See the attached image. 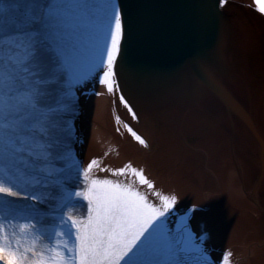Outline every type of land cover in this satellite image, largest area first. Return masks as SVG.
<instances>
[{
	"label": "water",
	"instance_id": "1",
	"mask_svg": "<svg viewBox=\"0 0 264 264\" xmlns=\"http://www.w3.org/2000/svg\"><path fill=\"white\" fill-rule=\"evenodd\" d=\"M122 39L114 70L131 104L119 115L148 142L139 146L127 128L96 151L91 174L116 176L142 188L162 208L176 197L170 178H187L205 209L212 200L238 233L243 253L264 264V14L234 0H119ZM234 153L259 213L240 208L218 177L220 152ZM93 161L96 163L93 164ZM131 169L142 170L152 188ZM175 204V203H174ZM168 210L172 211L173 205Z\"/></svg>",
	"mask_w": 264,
	"mask_h": 264
},
{
	"label": "snow or ice",
	"instance_id": "2",
	"mask_svg": "<svg viewBox=\"0 0 264 264\" xmlns=\"http://www.w3.org/2000/svg\"><path fill=\"white\" fill-rule=\"evenodd\" d=\"M79 2L87 4L88 0ZM255 3L258 11L264 14V0H255ZM13 10L15 14L9 15ZM90 12L87 7L65 11L56 5V0H39L37 8L23 9L19 5L6 4L4 0L0 3V155L27 152L33 162L21 157L22 163L25 168L34 169V174L28 176L16 168L18 182L17 179L8 180L7 168L0 167V176L11 185L47 183V178L58 171L39 163L49 162L52 153L48 149L59 144L53 136L56 122L52 117L62 110V105L57 99V107L47 106L53 99L47 86L57 83L65 72L71 71L66 55L68 34L74 31L78 18ZM104 20L105 35L111 43L107 48L108 70L101 83L108 84V90L112 91L109 81L122 39V16L115 0H105ZM41 136L45 138L43 142ZM135 138L144 144L139 136ZM56 158L66 160L64 155ZM91 168L92 164L89 171ZM127 171L128 166L112 174L124 176ZM131 172L139 177L140 183L153 187L142 170L131 169ZM92 185L89 191L96 190L89 199L88 218L79 226L76 221H72L71 226L65 225L64 235L70 239L62 245L41 252L34 246L23 248L14 244L0 224V253H8L7 264H136L133 258L138 255L152 257L148 264H184L181 258L190 250L187 242L168 234L161 220L175 203V197L169 200L160 196L164 202L162 211L133 190L131 184L125 186L123 182L105 179L93 180ZM0 194L19 195L3 182H0ZM75 195L83 194L77 192ZM73 226L75 233L71 231ZM31 227L36 228V224ZM20 232H24V225L20 226ZM73 235L74 240L71 239ZM60 248L67 249L68 254Z\"/></svg>",
	"mask_w": 264,
	"mask_h": 264
},
{
	"label": "bare ground",
	"instance_id": "3",
	"mask_svg": "<svg viewBox=\"0 0 264 264\" xmlns=\"http://www.w3.org/2000/svg\"><path fill=\"white\" fill-rule=\"evenodd\" d=\"M226 1L224 0L221 4L219 0V6L222 7ZM234 1L258 9L255 0ZM61 2L62 0H56V5L58 6ZM0 3H3V0H0ZM4 3L19 5L21 9L24 7L37 8L39 0H4ZM115 4L121 12L119 0H115ZM87 5L91 12L78 18L74 31L68 34L66 41L68 44L66 55L71 64V71L65 72L57 83L47 86L53 93V99L47 106L57 107V99L62 105V110L52 117L56 122L53 136L59 144L55 148L48 149L52 153L49 162L39 163L41 166L47 164L48 167L58 171L54 176L47 178V183L32 185L20 182V187H16L9 184L8 180H18L16 168H20L28 176L34 174V169L25 168L21 160L22 157L32 163V157L28 156L27 152L12 153L8 156L0 155V167L7 168L8 176V180L0 176V182H3L5 187H12L13 191L19 193L18 196L0 194V217H4L11 223V230L14 228L12 226L17 225L31 227L43 217L42 223L51 219L47 217L48 212L53 211L57 202L61 200L60 197L64 196L62 186L64 182L68 183L71 188H78L83 194V198L78 202L68 201L65 208V211L75 214L82 221L88 218L89 199L93 197L96 190L94 188L92 192L89 191L93 188V180L109 179L113 182H123L125 186L131 184L133 190L144 195L148 203L162 210L150 194L134 183L116 176L91 174L87 171L88 163L96 151L118 141L109 129L117 130L124 139L123 133L127 128L133 139L137 140L135 136H139L144 141L143 146L150 151L143 134L123 119L117 111L115 88L121 101V108L124 105V112H126L127 107L129 117L132 115V119L135 120L134 110L120 89L114 65L113 76L109 81L112 84V91L108 90V84L101 83L105 79L104 73L108 70L107 48L111 43L110 38L105 35V0H88ZM14 14V10L9 13V15ZM97 32H103L104 36L100 34L97 36ZM93 47L101 51L102 56L98 61L93 56L96 52L87 55L86 49ZM44 139L43 136L40 137L41 142ZM139 144L141 146V143ZM65 152H70L75 158V165L72 168L66 167L65 159L56 158L64 155ZM220 159L218 177L227 196L240 208H247L253 214L258 215V201L242 179L234 153L230 150H223L220 152ZM187 180L182 177L170 178L177 198L172 211L161 217L164 221V230L172 237L183 239L188 244L190 250L181 258L184 264H254L249 252L241 251L237 230L227 215L219 210L212 200H207L209 207L205 209L203 195L199 196L195 185ZM33 196L38 199L32 198ZM12 215L16 217H11ZM0 224L3 225V223ZM151 259L152 257L147 255H138L133 258L136 264H148ZM2 263L0 257V264Z\"/></svg>",
	"mask_w": 264,
	"mask_h": 264
},
{
	"label": "rangeland",
	"instance_id": "4",
	"mask_svg": "<svg viewBox=\"0 0 264 264\" xmlns=\"http://www.w3.org/2000/svg\"><path fill=\"white\" fill-rule=\"evenodd\" d=\"M59 8L65 10V11H78L81 8H85L88 5L79 2V0H62V2L58 5ZM85 16V15H83ZM104 31V30H103ZM100 34V36H104L103 32H97V36ZM102 34V35H101ZM87 55H91V53L96 52L95 60L98 61V59L101 58L102 54L101 51L96 50L94 47L91 49H86ZM97 54V55H96ZM88 73V72H87ZM64 156H66V167L70 163L71 167L75 165V158L70 154V152H65ZM65 166V165H64ZM63 186V194L64 196L61 198L60 201L57 202V205L55 206V209L48 212V216L51 219H47L42 223V219L36 224V228L32 227H24V232H20V226H12L14 227L13 230H11V223L7 221L4 217H0V223H3L4 229L6 230V234L11 237L14 244L18 243L23 248H32L35 247L37 252H41L46 250L48 247H56L57 245H62L65 240L70 239L68 236L64 235L65 232V225H72V221H76V225L79 226L82 222L81 218H77L75 214L69 213L68 211H65L66 204L68 201H75L78 202L79 199H82L83 196L77 197L75 193L80 192L78 188H71V186L68 183H62ZM71 188V189H70ZM16 217V216H11ZM71 231L73 233L76 232V227L73 226L71 228ZM57 233H60V235H57ZM74 240V235L71 238ZM35 241V243H34ZM61 251L67 255V249L60 248ZM2 258L3 263L7 264V261L9 259V255L7 252H4L2 255H0Z\"/></svg>",
	"mask_w": 264,
	"mask_h": 264
}]
</instances>
